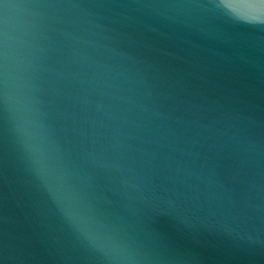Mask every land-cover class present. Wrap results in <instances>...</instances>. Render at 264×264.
<instances>
[{
	"label": "water",
	"instance_id": "1",
	"mask_svg": "<svg viewBox=\"0 0 264 264\" xmlns=\"http://www.w3.org/2000/svg\"><path fill=\"white\" fill-rule=\"evenodd\" d=\"M0 264H264V0H0Z\"/></svg>",
	"mask_w": 264,
	"mask_h": 264
}]
</instances>
